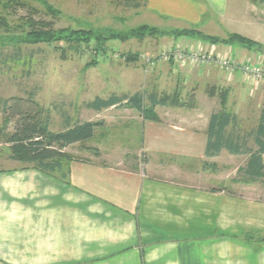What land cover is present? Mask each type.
<instances>
[{
	"label": "crops",
	"instance_id": "1",
	"mask_svg": "<svg viewBox=\"0 0 264 264\" xmlns=\"http://www.w3.org/2000/svg\"><path fill=\"white\" fill-rule=\"evenodd\" d=\"M146 10L173 29L219 37L214 30L227 25L224 33L261 44L251 30L264 27L261 0H147ZM211 47L254 63L262 56L237 43ZM187 74L186 87L162 94L176 90L188 100L157 105V120L124 106L93 110L137 121L139 149L128 162L109 160L102 145L72 154L85 140L64 148L70 158L58 171L0 170V264H264V200L230 190V162L248 155L206 153L220 101L239 123L259 92L238 70L209 64Z\"/></svg>",
	"mask_w": 264,
	"mask_h": 264
},
{
	"label": "rangeland",
	"instance_id": "2",
	"mask_svg": "<svg viewBox=\"0 0 264 264\" xmlns=\"http://www.w3.org/2000/svg\"><path fill=\"white\" fill-rule=\"evenodd\" d=\"M2 1L0 14L9 13L10 24L9 30L0 28L2 36L22 33L18 24L23 22L24 17L32 15L34 20H43L53 29L96 32L98 39L79 44L27 43L21 45L19 52L13 44L4 48L0 45V170L28 167L9 159L10 151L5 143V135L11 133L18 119L25 115L39 119L48 117L49 128L53 131L64 128V115L70 116L72 123L102 121L103 125L95 130L93 137L87 143L71 147V153H82L80 150L87 144L92 150L102 145V151L109 160L125 155L128 162L139 149L141 134L137 121L135 124L132 120L124 121L130 116L123 111L118 116L115 111L95 113L87 109L85 103L95 97L108 98L114 94L119 96L140 92L162 96L163 91L172 92L174 85L183 89L186 87L187 70L212 64L205 62V59L211 53L218 54L212 51L214 49L211 46L215 44L189 32L197 31L194 28H181L189 30L187 35L172 34L177 29L153 19L146 10L147 0H25L34 9L9 8L7 11L3 10ZM261 6L264 22V0H261ZM47 7L50 11H47ZM141 26L153 27L157 31L146 29L143 33H132ZM227 29L228 26L223 25V30L216 28L214 31L219 37H228L231 34L224 33ZM251 30L261 35L260 61L264 67V27ZM0 44H3V40H0ZM221 53H231V56L225 57H231L240 65L254 63L248 58L240 60L232 52ZM192 54L200 56L198 62H191ZM15 55L19 56L17 62L11 60ZM212 65L221 69L219 65ZM236 70L248 82L245 84L249 88L259 92L258 98L247 100L248 114L242 120L244 122L239 121L241 129H249L256 124L258 111L264 109V71L260 77L252 80L239 68ZM189 88L187 92H190ZM167 95L173 96L177 103L188 100L183 96L180 98L176 90ZM242 164H246L243 159L230 162V173L236 171L230 175L231 194L238 196L237 192H242L247 197L264 200V178L247 180L242 174ZM237 182L251 186L233 187Z\"/></svg>",
	"mask_w": 264,
	"mask_h": 264
},
{
	"label": "trees",
	"instance_id": "3",
	"mask_svg": "<svg viewBox=\"0 0 264 264\" xmlns=\"http://www.w3.org/2000/svg\"><path fill=\"white\" fill-rule=\"evenodd\" d=\"M3 10L9 8H31V5L25 0H3ZM47 11L50 8L47 7ZM9 14V13H8ZM7 12L0 14V28L10 29ZM22 18V17H20ZM23 22L18 24L22 33L19 35L2 36V48L13 44L16 51L21 50L22 44L46 43L52 45L55 43H76L98 39L96 32L84 30H56L43 20H34L32 15L23 18ZM24 27V29L22 28ZM156 32L153 27L141 26L138 30H133V34L143 33L145 30ZM186 29L173 30L172 34L177 36L187 35ZM194 33L201 40L213 44H240L249 50H260V44L239 34H231L226 38H218L204 35L198 31H189ZM0 46V47H1ZM14 46V47H15ZM18 61L19 56L11 58ZM148 104L145 103L143 93L136 92L132 95H111L108 98L95 97L92 101L86 102L85 107L94 111H100L112 106L126 107L137 110L143 119L157 120L158 117L154 111L157 105H177L173 96L163 94L159 98L156 94H150ZM224 99L220 101L221 108L212 113L207 129V147L208 156L217 155L221 149H226L229 153L235 155H248L245 166L241 169L244 178L254 181L264 178V109L261 110L256 124L243 130L240 128L237 116L224 107ZM64 128L59 131H53L49 128V119H39L36 116L25 115L18 119L13 131L5 135V143L8 145L10 155L9 159L15 162L26 164L28 167L38 169L43 172H54L61 169L64 160L70 156L64 152V148L80 141H85L93 137L95 129L102 126V121H76L72 123L71 117L64 115Z\"/></svg>",
	"mask_w": 264,
	"mask_h": 264
},
{
	"label": "built area",
	"instance_id": "4",
	"mask_svg": "<svg viewBox=\"0 0 264 264\" xmlns=\"http://www.w3.org/2000/svg\"><path fill=\"white\" fill-rule=\"evenodd\" d=\"M199 57V55L192 54L191 62H198ZM205 62H212V64L219 65L221 69L228 71L236 70L237 68H239L244 73V75L251 77L252 80H255L256 77H260L264 71V67L260 59L255 63H247L240 65L236 63L231 57H225L219 54L211 53L208 58L205 59Z\"/></svg>",
	"mask_w": 264,
	"mask_h": 264
}]
</instances>
